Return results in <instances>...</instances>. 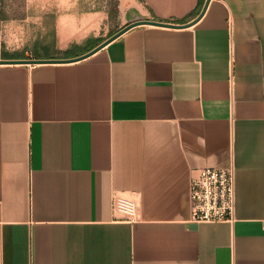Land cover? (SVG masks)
<instances>
[{
    "label": "crops",
    "instance_id": "crops-1",
    "mask_svg": "<svg viewBox=\"0 0 264 264\" xmlns=\"http://www.w3.org/2000/svg\"><path fill=\"white\" fill-rule=\"evenodd\" d=\"M202 8L120 0L118 30L192 24L138 25L82 60L0 63V264H264V0H211L196 20ZM105 17L59 14L56 47L82 48L61 58L105 41ZM27 43H0V59L57 58ZM207 166L235 168L234 223L189 221Z\"/></svg>",
    "mask_w": 264,
    "mask_h": 264
},
{
    "label": "rangeland",
    "instance_id": "rangeland-1",
    "mask_svg": "<svg viewBox=\"0 0 264 264\" xmlns=\"http://www.w3.org/2000/svg\"><path fill=\"white\" fill-rule=\"evenodd\" d=\"M48 2L50 9L46 11L42 9V11L41 5L44 4L42 0H3L4 7L7 9L3 12V17L9 20L1 21L2 43L13 48L17 46L19 41L21 42V39H28V43L23 49L24 55L29 57L36 56L37 52H41V54H50L61 58L70 54H67L66 50L56 47V22L59 14L76 16L79 20L84 14L106 13L103 25L99 31L101 39L109 38L121 26L122 19L119 16L120 0H48ZM42 13H44L45 18L41 23L38 17ZM27 16H33L34 20L26 21ZM11 18L13 20L19 19L20 25L18 27L16 25L12 26L10 23ZM68 25L69 23H67ZM37 42H39L38 45L40 47L34 46ZM44 44L46 48L42 46ZM81 51L82 48H73L71 54H78Z\"/></svg>",
    "mask_w": 264,
    "mask_h": 264
},
{
    "label": "built area",
    "instance_id": "built-area-1",
    "mask_svg": "<svg viewBox=\"0 0 264 264\" xmlns=\"http://www.w3.org/2000/svg\"><path fill=\"white\" fill-rule=\"evenodd\" d=\"M3 41L0 22V43ZM193 223H234L236 221V176L233 166L199 167L193 169L189 184ZM128 209L130 220H135L136 208L132 202L120 201Z\"/></svg>",
    "mask_w": 264,
    "mask_h": 264
},
{
    "label": "water",
    "instance_id": "water-1",
    "mask_svg": "<svg viewBox=\"0 0 264 264\" xmlns=\"http://www.w3.org/2000/svg\"><path fill=\"white\" fill-rule=\"evenodd\" d=\"M210 1L211 0H205L203 8H202V10H201V12L198 15L196 20H198L199 18H201L203 16V14L205 13ZM143 24H155V25H163V26H171V27H175V26H181L182 27V26H189L192 23L183 24V25H174L171 23H166V22H161V21H156V20L139 19V20H135V21L130 22L129 24H127L126 26H124L123 28L118 30L116 33H114L112 36L107 38L105 41L100 43L98 46H96L92 50H90L87 53H84L82 55L76 56V57H70V58H36V59H29V58L0 59V63H2V64H17V63L40 64V63H50V62H71V61L82 60L84 58L91 56L92 54H94L95 52H97L98 50H100L101 48L106 46L112 40L116 39L117 37L122 35L124 32L128 31L129 29H131L135 26H138V25H143Z\"/></svg>",
    "mask_w": 264,
    "mask_h": 264
},
{
    "label": "trees",
    "instance_id": "trees-1",
    "mask_svg": "<svg viewBox=\"0 0 264 264\" xmlns=\"http://www.w3.org/2000/svg\"><path fill=\"white\" fill-rule=\"evenodd\" d=\"M204 2H205V0H199V6H200V7H203ZM93 41H94L93 38H89V39H87V41H86V43H85V47H88ZM44 48H46V47H44ZM73 48H81V47L78 46V45H75V46H73V47L67 49L66 52H67V54H70L69 56L72 55L71 53L73 52ZM3 56H4V57H9V56H7V54H6L5 52H3Z\"/></svg>",
    "mask_w": 264,
    "mask_h": 264
}]
</instances>
